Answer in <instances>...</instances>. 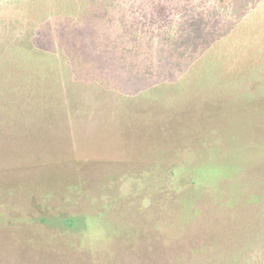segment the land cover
<instances>
[{"label": "rangeland", "instance_id": "374dc122", "mask_svg": "<svg viewBox=\"0 0 264 264\" xmlns=\"http://www.w3.org/2000/svg\"><path fill=\"white\" fill-rule=\"evenodd\" d=\"M47 23L46 8L0 0V63ZM197 47L178 56L183 89L175 79L127 94L125 78L156 74L153 50L112 73L74 40L68 73L35 74L44 84L25 89L22 69L21 93L0 84V264L264 256V33L210 48L217 75H204Z\"/></svg>", "mask_w": 264, "mask_h": 264}, {"label": "trees", "instance_id": "16d2710c", "mask_svg": "<svg viewBox=\"0 0 264 264\" xmlns=\"http://www.w3.org/2000/svg\"><path fill=\"white\" fill-rule=\"evenodd\" d=\"M13 1L32 3L37 11L39 7L46 8L48 18L47 27L36 25L29 42L11 46L13 56L0 63L1 86L15 79L12 89L18 93L22 89L16 78L20 77L22 69L27 71L25 89H39L44 84L34 77L35 74L50 73L54 78L68 73L65 45L73 40L85 46L84 53H88L93 62L108 67L112 73L120 71L122 63L133 61L137 53L145 51L147 56L152 49L157 60L156 74L141 80V85L128 81V78L122 84L125 93L139 96L148 95L149 89L162 92L161 89L175 79L179 81L176 89L186 87L177 76L179 72H187L177 63L178 56L182 57L184 52L198 53L197 45L206 46L205 51L200 49L202 72L206 76L217 75L218 63L210 54V48L221 49L228 40L236 42L240 36L257 40L264 33V0ZM222 28L225 30L220 31ZM237 44H241L240 41ZM181 45L190 49H178L177 46ZM223 50L232 52L227 48ZM258 254L243 255L237 263L264 264V256Z\"/></svg>", "mask_w": 264, "mask_h": 264}]
</instances>
